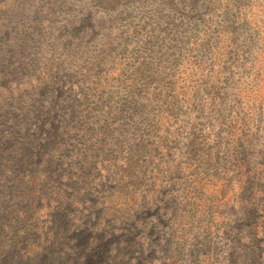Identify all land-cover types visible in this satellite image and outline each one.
<instances>
[{
  "label": "rangeland",
  "instance_id": "374dc122",
  "mask_svg": "<svg viewBox=\"0 0 264 264\" xmlns=\"http://www.w3.org/2000/svg\"><path fill=\"white\" fill-rule=\"evenodd\" d=\"M0 71V264H264V0H0Z\"/></svg>",
  "mask_w": 264,
  "mask_h": 264
},
{
  "label": "trees",
  "instance_id": "16d2710c",
  "mask_svg": "<svg viewBox=\"0 0 264 264\" xmlns=\"http://www.w3.org/2000/svg\"><path fill=\"white\" fill-rule=\"evenodd\" d=\"M3 72L4 71H0V88H3L2 90H4V86L3 85H1L2 83L4 84V85H7V84H9L6 80H5V77H6V74H3ZM10 85H12V84H10ZM37 89V87H36V85H32L31 84V88H29L27 91V95H29V96H33V94L34 93H36V90ZM12 91L13 92H15L16 90H14V89H12ZM12 101H14V102H16V101H19V103L21 104V99L18 97V96H16L14 99H12ZM77 264H85L84 262H83V260L82 261H79Z\"/></svg>",
  "mask_w": 264,
  "mask_h": 264
}]
</instances>
